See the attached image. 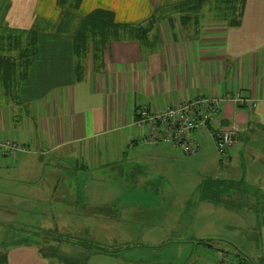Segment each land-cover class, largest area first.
Listing matches in <instances>:
<instances>
[{
  "label": "crops",
  "instance_id": "0c3cea01",
  "mask_svg": "<svg viewBox=\"0 0 264 264\" xmlns=\"http://www.w3.org/2000/svg\"><path fill=\"white\" fill-rule=\"evenodd\" d=\"M9 2L8 28L38 32L32 66L17 83L15 99L0 106V141L11 139L30 149L0 159V170L3 163H11L5 170L21 185L24 194L18 192L23 195L19 198L28 201L19 207L36 212L37 203L30 202L40 201L41 194L45 200L51 194L53 200H73L68 170L103 168L125 158L126 147L146 160L160 144L147 142L148 127L137 126L139 110L195 98H216L219 107L215 122L194 135L199 148L214 142L212 135L217 131H235L223 162V182L239 185L241 192H247L249 185L258 186L264 194V0H245L238 27L202 22L195 36L178 23L171 27L164 22L153 27L145 43L111 42L102 64L94 63L90 53L86 56L80 80L73 68L71 41L52 29L59 18L57 0ZM160 3L81 0L79 12L85 16L103 9L114 14L116 23L137 25L145 23ZM237 94L244 99L243 105L234 101ZM139 141L143 145H136ZM261 200L264 196L259 194ZM101 220L117 245L121 219L109 210ZM58 231L51 232L63 235ZM12 245L0 254V264H77L83 258H87L85 264H111L119 258L113 250L98 251L99 246L82 257L71 248L58 255L54 246L49 255L37 243ZM245 259L238 257L239 264H248Z\"/></svg>",
  "mask_w": 264,
  "mask_h": 264
},
{
  "label": "rangeland",
  "instance_id": "374dc122",
  "mask_svg": "<svg viewBox=\"0 0 264 264\" xmlns=\"http://www.w3.org/2000/svg\"><path fill=\"white\" fill-rule=\"evenodd\" d=\"M9 8V0H0V36L8 28ZM200 12L204 20L229 19L227 11L219 14L214 10L216 17H211L206 7ZM78 13L84 17L79 9ZM0 102L2 106L3 100ZM159 144V150L149 153L146 160L126 147L125 158L121 156L103 168L69 169V187L75 198L53 200L51 194L45 200L41 194L40 201L30 202L38 205L34 213L18 206L28 201L19 198L24 194L21 185L5 170L11 163H3L0 254L14 243L26 242L37 243L49 255L55 246L58 255L71 248L82 257L99 246L118 253L119 258L111 264H208L220 252L233 260L239 256L248 264H264V200L259 201V194H264L260 187L249 185L247 192H241L237 191L239 185L225 184L224 160L213 141L199 148L194 158L178 147ZM216 180L218 187H214ZM109 210L121 219L117 245L111 242L112 233L105 231L101 220ZM60 228L71 233L58 231ZM55 230L63 235L51 232ZM86 259L77 264H85Z\"/></svg>",
  "mask_w": 264,
  "mask_h": 264
},
{
  "label": "trees",
  "instance_id": "16d2710c",
  "mask_svg": "<svg viewBox=\"0 0 264 264\" xmlns=\"http://www.w3.org/2000/svg\"><path fill=\"white\" fill-rule=\"evenodd\" d=\"M170 1L156 7L145 23L128 25L116 23L114 14L103 9L93 10L81 17L78 13L81 0H57L59 18L52 29L71 41L73 56L76 59L74 72L80 80L83 72L80 62L90 53L94 63L102 64L103 53L111 42L137 40L145 43L153 27L164 22L171 27L178 23L183 29H191L195 36L199 33L202 22L220 23L226 28L238 27L245 3V0ZM205 7L211 17L214 16L212 15L214 10L219 14L227 11L229 19L204 20L200 9ZM37 37L38 32L35 29L15 31L9 28H6L5 35L0 36V99L3 100V104L8 103L11 97L15 99L13 95L17 83L25 79L32 66L37 53ZM96 249L103 250L99 247Z\"/></svg>",
  "mask_w": 264,
  "mask_h": 264
},
{
  "label": "built area",
  "instance_id": "2783aa9c",
  "mask_svg": "<svg viewBox=\"0 0 264 264\" xmlns=\"http://www.w3.org/2000/svg\"><path fill=\"white\" fill-rule=\"evenodd\" d=\"M234 101L244 104V99L237 94ZM218 100L216 98H195L166 108H144L139 110L138 127L146 125L149 129L147 142L167 143L178 147L187 157L194 158L199 145L194 139L198 132L206 130L212 125L218 114ZM214 145L219 155L226 159V151L231 147L235 137L234 129L217 131L212 135ZM25 144L3 139L0 141V159L11 157L16 153H28ZM208 264H239V261L224 252L217 253Z\"/></svg>",
  "mask_w": 264,
  "mask_h": 264
}]
</instances>
